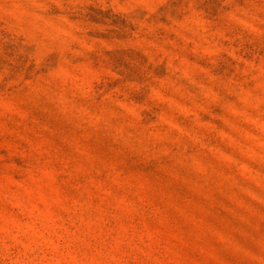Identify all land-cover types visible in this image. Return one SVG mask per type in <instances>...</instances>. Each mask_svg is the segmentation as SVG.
I'll return each mask as SVG.
<instances>
[{
	"label": "rangeland",
	"instance_id": "1",
	"mask_svg": "<svg viewBox=\"0 0 264 264\" xmlns=\"http://www.w3.org/2000/svg\"><path fill=\"white\" fill-rule=\"evenodd\" d=\"M0 264H264V0H0Z\"/></svg>",
	"mask_w": 264,
	"mask_h": 264
}]
</instances>
